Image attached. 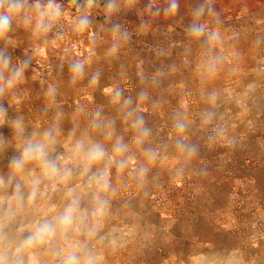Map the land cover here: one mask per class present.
<instances>
[{
  "label": "rangeland",
  "instance_id": "obj_1",
  "mask_svg": "<svg viewBox=\"0 0 264 264\" xmlns=\"http://www.w3.org/2000/svg\"><path fill=\"white\" fill-rule=\"evenodd\" d=\"M51 2L59 15L44 10L20 47L17 14L0 35L8 264H264V0ZM47 89L70 97L21 93ZM29 144L56 174L39 159L13 169ZM45 221L54 234L26 244Z\"/></svg>",
  "mask_w": 264,
  "mask_h": 264
},
{
  "label": "clouds",
  "instance_id": "obj_2",
  "mask_svg": "<svg viewBox=\"0 0 264 264\" xmlns=\"http://www.w3.org/2000/svg\"><path fill=\"white\" fill-rule=\"evenodd\" d=\"M25 3H26V0H0V35L6 33L9 30L12 17L20 13L21 10L24 9ZM35 7L39 8L40 7L39 3H37ZM48 8L52 11L53 16L59 15L58 6L54 7L51 0H49ZM45 14L47 13H41V17H43V15ZM86 23H87L86 19L81 20L82 27L85 26ZM37 27H40V23L37 24ZM193 31L196 34H200L203 31V29L194 28ZM2 63H4V65L6 66V61ZM74 70L77 74H79L81 71V67L79 65H74ZM12 82H13L12 80H9V84H11ZM4 111L5 110L2 107H0V118L3 117ZM47 135H50V134H46V136ZM81 147L82 145L78 142L77 148L80 149ZM116 150L122 152L124 148L122 146H118ZM104 156H105L104 149L102 148V146L96 144L88 149L86 158H87L88 163L91 164L93 162L103 159ZM44 157H45V152H44L43 144H35V145L29 144L23 150L21 161H14L12 167L14 170H19L24 162H27L33 159H39L44 162V167L47 173L52 174V175L56 174L57 168L55 164L45 160ZM68 174L69 173H66V176ZM93 178L99 179V177H96V176H94ZM4 186L5 185H4L3 178L0 177V188ZM16 192L18 195L19 186H17ZM34 198H35V190H33V192L29 195V200H32ZM75 211H76L75 206L70 205L65 209L64 213L57 218L58 224L62 229L66 230L73 224ZM12 215L13 213H11V211L9 210L7 214V218L11 219ZM4 219L5 217L0 216V232H2V229H3ZM56 227L57 225L49 221H45L43 224L37 225L34 233L28 237L25 243L32 244L35 241H41V242L44 241L47 236L54 234V232L56 231ZM0 264H8V262L6 261L2 253H0ZM65 264H80V262L75 255L70 254L66 257ZM84 264H92V262L91 260H86Z\"/></svg>",
  "mask_w": 264,
  "mask_h": 264
},
{
  "label": "crops",
  "instance_id": "obj_3",
  "mask_svg": "<svg viewBox=\"0 0 264 264\" xmlns=\"http://www.w3.org/2000/svg\"><path fill=\"white\" fill-rule=\"evenodd\" d=\"M35 5L36 3L34 0H26L24 9H22L21 12L17 14V36L19 37L17 40L20 41L17 43V47H20L21 45H23L22 41L20 40V36L34 35L35 33H37V24H38L39 18L41 17V13H43L44 10L48 9V4L43 6L44 9H40L41 6L39 8H36ZM78 31H80V29L78 30V28L74 26L72 33H76L78 35L79 34ZM73 42L74 43H73L71 50L76 53V57L78 59L79 54L83 52L82 49H84V47L82 46L83 42L82 40L78 38L74 39ZM17 62H18V59H17ZM17 66H19V64H17ZM18 93L19 91L17 92V95ZM21 93H24L23 94L24 98H27V97L28 98L29 97H33V98L42 97L43 98L44 95L50 96V94L52 95V97H55V98L57 97L59 99L70 97L69 92H63V91H58V90L54 91L52 89H47V91L37 90L33 93L28 92V91H22ZM0 204H1V199H0ZM21 221L22 220L20 218H17V222H21Z\"/></svg>",
  "mask_w": 264,
  "mask_h": 264
},
{
  "label": "built area",
  "instance_id": "obj_4",
  "mask_svg": "<svg viewBox=\"0 0 264 264\" xmlns=\"http://www.w3.org/2000/svg\"><path fill=\"white\" fill-rule=\"evenodd\" d=\"M48 24L51 26V28L56 31V32H60L61 27L59 24H57L54 20H49Z\"/></svg>",
  "mask_w": 264,
  "mask_h": 264
}]
</instances>
